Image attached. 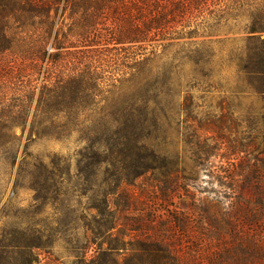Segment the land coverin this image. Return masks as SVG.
Returning <instances> with one entry per match:
<instances>
[{
	"label": "rangeland",
	"instance_id": "obj_1",
	"mask_svg": "<svg viewBox=\"0 0 264 264\" xmlns=\"http://www.w3.org/2000/svg\"><path fill=\"white\" fill-rule=\"evenodd\" d=\"M217 2L208 0L197 20L209 17ZM247 9L233 8L232 18L197 36L152 41L158 45L156 56L145 68L167 73L171 93L179 95L165 101L167 120L151 140L182 173L166 195L158 191L156 175L149 173L110 197L118 218L114 235L122 232L125 240L162 238L182 264H210L211 257L220 256L227 264L239 258L247 264L264 261V214L251 207L257 199L255 183L264 179V173L252 170L261 168L264 160V99L250 88L245 66L239 65L247 57ZM67 12L60 6L55 14L48 52L53 51L57 28L68 22ZM38 42L33 32L18 33L14 50L0 54V116L18 118L9 129L17 136L13 146L0 149V239L5 230L37 228L49 235L50 244L36 251V264H88L96 250L88 245L90 235L83 226L90 218L91 183L76 168V155L85 142L79 134L38 137L31 131V120L39 114L41 81L52 66L47 57L40 60ZM166 42L170 45L162 49ZM137 46L127 42L110 43L96 52L68 50L88 51V59L96 60L92 66L117 78L123 66H135ZM73 62L68 56L57 66L67 74ZM50 170L59 174L50 182L57 192L45 195L35 189L37 181L30 173ZM106 177L101 172L98 182ZM84 247L82 256L77 250Z\"/></svg>",
	"mask_w": 264,
	"mask_h": 264
},
{
	"label": "trees",
	"instance_id": "obj_2",
	"mask_svg": "<svg viewBox=\"0 0 264 264\" xmlns=\"http://www.w3.org/2000/svg\"><path fill=\"white\" fill-rule=\"evenodd\" d=\"M207 1L0 0V54L14 50L18 33L30 31L39 40L40 60L47 57L52 65L41 81L36 104L39 114L31 120V131L38 137L67 138L79 134V139L85 142L76 155V168L77 174L91 183L90 218L84 220L83 226L90 235L88 245L93 244L96 250L88 264H182L162 238L135 240L134 236L125 240L122 232L112 233L118 218L111 209L110 197L116 191L152 173L156 175L158 191L166 195L182 173L151 140L158 136L167 120L165 101L179 95L177 91L171 93L167 73L154 74L150 68H145L151 66L156 56L158 45L153 46L152 41L197 36L201 30L232 18L233 8L247 5L248 22L243 29L247 34L244 39L247 57L240 60L239 65L245 66L250 88L264 99V38H261L264 0H217L219 7L209 17L198 21ZM60 6L63 13L68 11L65 17L68 22H62L57 28L50 44L53 51L48 52L47 44ZM127 42L138 44L135 66L139 68L135 72V66L125 65L117 78L107 77L101 66H92L96 60L88 59V51L72 53L68 50L84 47L96 52L97 48L105 50L110 43ZM169 45L166 42L161 48ZM149 47L150 55L145 56ZM68 56L74 66L63 74L59 69L62 66L57 65ZM141 56H144L142 61L136 60ZM30 98L26 100L27 107ZM17 119L0 116V149L4 151L10 149L17 138L15 133L9 132L16 126ZM252 170L264 173V160L261 168L254 166ZM101 172L108 177L99 183ZM30 174L37 181L35 189L45 195L49 191L57 192L55 183H50L59 176L54 170ZM255 188L257 199L251 207L264 214V179L257 181ZM1 237L0 264H36V251L50 244L49 235L33 227L5 230ZM87 247L77 251L84 256ZM210 264L227 262L223 256L211 257ZM231 264L247 263L239 258Z\"/></svg>",
	"mask_w": 264,
	"mask_h": 264
}]
</instances>
